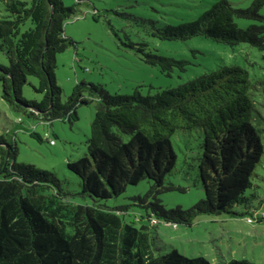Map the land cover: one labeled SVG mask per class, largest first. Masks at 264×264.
<instances>
[{"label": "trees", "instance_id": "obj_1", "mask_svg": "<svg viewBox=\"0 0 264 264\" xmlns=\"http://www.w3.org/2000/svg\"><path fill=\"white\" fill-rule=\"evenodd\" d=\"M264 0L236 7L218 0L196 18L161 27L150 21L149 36L160 40L208 37L229 45L246 42L264 50ZM75 13L63 0H0V98L17 115L52 124L54 119H78L77 106L94 102L86 153L67 168L77 175L80 194L94 199L117 196L143 179L150 186L140 205L151 225L158 220L190 225L200 214L243 215L252 222L264 219L245 194L264 154V74L252 78L238 63H223L175 87L142 94L110 93L101 85L80 81L62 99L55 69L57 54L76 41L64 33ZM235 17L253 22L240 27ZM143 61L164 74L185 70L188 60L159 54L147 40L129 41ZM28 76L39 100L27 99L22 88ZM201 127L203 140L197 176L203 197L188 208L165 207L157 194L174 185L167 175L177 163L171 136L178 129ZM30 134L41 140V135ZM47 131L45 139L50 142ZM53 139V138H52ZM55 141V140H54ZM16 143L0 136V264H252L232 258L215 263L203 255L188 257L172 249L153 251L149 227L125 221L117 211L70 200L72 194L50 170L17 162ZM148 197L151 200H147Z\"/></svg>", "mask_w": 264, "mask_h": 264}, {"label": "rangeland", "instance_id": "obj_2", "mask_svg": "<svg viewBox=\"0 0 264 264\" xmlns=\"http://www.w3.org/2000/svg\"><path fill=\"white\" fill-rule=\"evenodd\" d=\"M218 0H63L72 6L75 13L64 24V33L76 41L57 54L55 69L58 84L62 88V99L80 81L101 85L110 93H132L138 88L142 94L154 93L160 88L175 87L219 64L238 63L248 69L252 78L264 74V50L240 42L229 45L208 37L193 36L185 40H160L147 33L150 21L161 27L167 23L189 21L200 15ZM236 7H247L252 0H229ZM264 15V5L259 8ZM240 27L253 21L235 17ZM147 40L149 47L159 54L188 60L185 70L173 68L164 74L157 65L143 61V54L129 41ZM0 62L6 59L0 52ZM36 78L28 76L22 88L27 99L39 100L41 93L31 84ZM259 107L264 118V100L258 95ZM94 102L77 106L78 119H54L52 124L37 118L10 111L0 98V136L9 143H16L17 162H30L37 167L52 171L61 185L72 194L70 200L85 205H96L103 209L124 208L117 211L125 221L136 226L142 223L149 227L153 238V251L165 253L176 249L188 257L203 255L219 263L232 258L247 259L252 264H264V219L249 222L243 215L200 214L190 225L166 223L158 220L151 225L145 208L138 196H143L150 186L147 179L131 184L117 196L94 199L80 194L79 178L67 168V161H74L86 153V141L90 122L94 116ZM263 142H264V124ZM41 135L38 140L31 130ZM49 132L53 143L45 139ZM203 140L202 128L178 129L172 136V145L178 158L175 167L166 177L173 189L157 194L165 207L188 208L203 197V189L197 176V161ZM253 185L247 188L246 204H237L238 211L246 206L254 207L257 213L264 212V154L255 169ZM147 200H151L148 197Z\"/></svg>", "mask_w": 264, "mask_h": 264}, {"label": "built area", "instance_id": "obj_3", "mask_svg": "<svg viewBox=\"0 0 264 264\" xmlns=\"http://www.w3.org/2000/svg\"><path fill=\"white\" fill-rule=\"evenodd\" d=\"M50 142L53 143L54 142V139L50 138ZM262 215H264V213H262ZM246 220L249 221V222H252V218H250V217L246 218Z\"/></svg>", "mask_w": 264, "mask_h": 264}]
</instances>
